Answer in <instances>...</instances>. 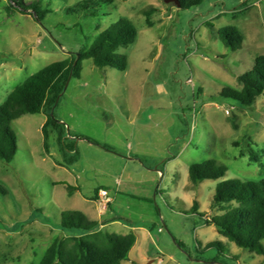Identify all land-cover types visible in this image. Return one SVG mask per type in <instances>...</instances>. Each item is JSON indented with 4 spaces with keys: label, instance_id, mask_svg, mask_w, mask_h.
I'll return each instance as SVG.
<instances>
[{
    "label": "rangeland",
    "instance_id": "rangeland-1",
    "mask_svg": "<svg viewBox=\"0 0 264 264\" xmlns=\"http://www.w3.org/2000/svg\"><path fill=\"white\" fill-rule=\"evenodd\" d=\"M83 1L94 0H0V103L27 76L87 47L117 19L138 30L135 42L118 50L126 69L83 59L81 75L68 80L52 109L75 159L74 151H60L50 128L45 147V113L11 122L17 150L11 162L0 161L2 264H39L55 238L80 232L58 225L62 211L97 219L99 188L112 198L102 230L136 235L127 255L133 264H264L262 254L205 219L221 213L210 207L218 182L264 178V92L250 106L220 94L224 86L239 89L237 75L264 55V0H202L188 8L114 0L69 10ZM33 5L44 11L41 19ZM226 25L242 32L240 48L218 38ZM248 145L258 162L241 154ZM207 159L224 174L192 183L190 164Z\"/></svg>",
    "mask_w": 264,
    "mask_h": 264
},
{
    "label": "trees",
    "instance_id": "trees-1",
    "mask_svg": "<svg viewBox=\"0 0 264 264\" xmlns=\"http://www.w3.org/2000/svg\"><path fill=\"white\" fill-rule=\"evenodd\" d=\"M114 0H94L76 3L69 10H86L89 5L111 3ZM180 8L199 4L202 0H178ZM34 14L41 19L43 10L32 7ZM150 7L145 11L148 15ZM148 24L150 20L146 18ZM218 38L230 48L241 47L243 34L235 25H226L218 29ZM138 30L126 17H121L106 28L100 30L90 45L80 49L67 58L56 60L41 67L17 84L0 103V161L9 163L17 150V138L11 128V122L22 114L45 113L42 125L44 145L48 146L50 130L56 133V142L64 154L76 149L73 142H65L64 127L55 121L52 109L60 98L67 80L79 77L82 60L90 58L99 68L112 67L119 70L127 68L128 60L119 48L135 42ZM240 88L224 86L220 94L237 101L240 105L250 106L264 92V55L255 57L253 67L237 75ZM105 148L112 149L104 145ZM247 153L250 160L258 162V154L251 145L241 154ZM192 183L203 179L221 177L225 168L214 160L207 159L190 164L188 168ZM95 190L93 198H96ZM211 208L218 207L221 213L206 217V222L213 224L219 234L236 245L264 256V178L242 180L230 178L218 182L214 188ZM196 210V203L192 206ZM58 225L66 230H80L76 234L55 238L46 248L39 264H119L125 259L136 235L133 231L125 234L109 232L98 228V221L90 219L82 210H65L60 214ZM0 252V264L4 258Z\"/></svg>",
    "mask_w": 264,
    "mask_h": 264
},
{
    "label": "crops",
    "instance_id": "crops-1",
    "mask_svg": "<svg viewBox=\"0 0 264 264\" xmlns=\"http://www.w3.org/2000/svg\"><path fill=\"white\" fill-rule=\"evenodd\" d=\"M136 156H138V155H135V156H131V157H129V159L130 160H134V159H136L137 157ZM127 158V157H126ZM99 189H105V188H99ZM106 190V189H105ZM108 192V191H107ZM97 197H98V195H97V193H96V198H93V200L94 201H97ZM108 197H109V202H111L112 201V198L108 195ZM97 208V207H96ZM107 206L105 207V208H101V207H99L97 210H96V212H97V215H98V218L97 219H93V220H97L98 221V223H99V225H98V228H100V229H102V227H103V225L106 223V219L105 218H102L101 216L103 215V213L107 210ZM85 212V211H84ZM85 214L88 216V214L85 212ZM91 219V218H90ZM127 233V232H126ZM123 234H125V233H123ZM136 244V239H135V242H134V244L132 245V247L134 246ZM131 247V248H132ZM131 248H130V250H131ZM130 250H129V252H130ZM129 252H128V256H129ZM126 257L125 259H122L121 261H120V263L119 264H122V262H125L124 264H133V260L132 259H130L129 257Z\"/></svg>",
    "mask_w": 264,
    "mask_h": 264
},
{
    "label": "built area",
    "instance_id": "built-area-1",
    "mask_svg": "<svg viewBox=\"0 0 264 264\" xmlns=\"http://www.w3.org/2000/svg\"><path fill=\"white\" fill-rule=\"evenodd\" d=\"M97 202L100 204L101 208L106 207V203L109 202L108 192L105 189H98L97 191Z\"/></svg>",
    "mask_w": 264,
    "mask_h": 264
},
{
    "label": "water",
    "instance_id": "water-1",
    "mask_svg": "<svg viewBox=\"0 0 264 264\" xmlns=\"http://www.w3.org/2000/svg\"><path fill=\"white\" fill-rule=\"evenodd\" d=\"M165 1H171L174 5H176V6H179L180 5V3H179V1L178 0H165ZM79 55V53H77V56ZM67 82H68V80H67ZM67 82H66V84H67ZM65 84V85H66Z\"/></svg>",
    "mask_w": 264,
    "mask_h": 264
}]
</instances>
